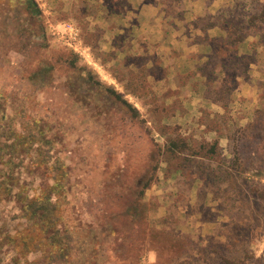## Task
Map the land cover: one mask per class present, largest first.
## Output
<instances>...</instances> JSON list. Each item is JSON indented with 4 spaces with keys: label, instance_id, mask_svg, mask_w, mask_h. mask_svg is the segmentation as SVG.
<instances>
[{
    "label": "rangeland",
    "instance_id": "374dc122",
    "mask_svg": "<svg viewBox=\"0 0 264 264\" xmlns=\"http://www.w3.org/2000/svg\"><path fill=\"white\" fill-rule=\"evenodd\" d=\"M31 2L0 0V264H264V0L195 19L178 71L90 29L92 3ZM56 179L73 254L23 210Z\"/></svg>",
    "mask_w": 264,
    "mask_h": 264
},
{
    "label": "crops",
    "instance_id": "0c3cea01",
    "mask_svg": "<svg viewBox=\"0 0 264 264\" xmlns=\"http://www.w3.org/2000/svg\"><path fill=\"white\" fill-rule=\"evenodd\" d=\"M165 1L167 0H62L61 9L65 8V11L70 12L76 6L77 12H84L85 6L92 3L99 16L104 13L110 16L101 20L96 14L85 19H90V29H100L101 36L113 38L111 43L114 47L123 44V47H133L137 53H164L166 56L162 59L165 61L168 58V63L170 62L164 66H172L176 70L196 66L197 58L194 55L198 50V43L192 40L194 33L198 32L195 19L205 13H213V9H217L226 0H181L184 9L181 15L165 11L167 6H174L171 0ZM212 29L220 28L213 25L207 30V34ZM155 45L158 46L154 49Z\"/></svg>",
    "mask_w": 264,
    "mask_h": 264
},
{
    "label": "trees",
    "instance_id": "16d2710c",
    "mask_svg": "<svg viewBox=\"0 0 264 264\" xmlns=\"http://www.w3.org/2000/svg\"><path fill=\"white\" fill-rule=\"evenodd\" d=\"M28 3L32 6V9L34 11H37V7L34 2H31V0H27ZM264 9V4H263ZM264 17V10L261 14ZM115 96L120 99L133 113V115H138V112L135 107H133L130 103H128L126 100H123L119 94H116L115 91H113ZM65 170V167H64ZM63 173V170H62ZM60 187V180L56 179L50 186H46V188L41 192V195L34 196L30 201V203L23 204V210L26 212H29V210L32 209V214L34 215H40V221L42 223L43 229H51L52 232L49 235L48 244L51 246V249L49 252L57 251L58 253H63L66 255V253L73 254L74 249H72V246H70L67 242H63V239H72L73 236L69 234H65L66 231L58 230L56 228L57 220L59 219L58 212H57V202H52V195L54 193V189ZM139 204V201L137 202ZM40 211V214H38ZM66 237V238H65ZM71 250V251H70ZM57 260H62L63 256H58L56 258Z\"/></svg>",
    "mask_w": 264,
    "mask_h": 264
}]
</instances>
